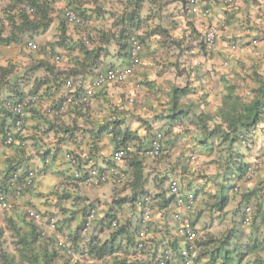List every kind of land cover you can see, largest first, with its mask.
Listing matches in <instances>:
<instances>
[{
    "label": "trees",
    "instance_id": "1",
    "mask_svg": "<svg viewBox=\"0 0 264 264\" xmlns=\"http://www.w3.org/2000/svg\"><path fill=\"white\" fill-rule=\"evenodd\" d=\"M51 1L28 0V3L35 7V13L32 16L27 15L24 9L17 13H14L12 8L5 11L1 23L6 21L10 26V33L6 37L0 36V45H8L11 42L18 43L24 36L27 39H33L37 35L43 34L54 20L51 14L53 9ZM66 1H68L66 4L68 6H73L75 2V0ZM147 1L150 6L156 5L157 2V0ZM144 2V0H125L123 8L112 21L111 27L107 31H99L94 34L87 32L86 27L67 26L62 18H59L56 36L53 37L52 42L43 48L33 49L39 53L33 54V51L22 50L17 52L18 55H15L14 58H8L4 63H0V143L11 132L12 127V116L4 106V102L8 98L34 93L38 94L40 103L55 105L67 98H76L90 79L101 70L102 64H105V58L110 60L114 55L127 59L128 35L141 29L149 17V13L143 12ZM185 2L186 0H183L184 5ZM88 4V1L84 0L80 3L81 7L74 6L86 20L91 19L92 16L91 9L87 7ZM159 28L160 25L157 24L151 32ZM139 36L145 46V38L142 34ZM82 37H86L87 42H84ZM175 44L178 46L180 43L175 42ZM48 52L49 54H47ZM59 62H62L64 66L59 65ZM259 72L253 71L252 78L249 80L247 75L236 73V69H233L235 79L233 81L225 80V93L219 98V104L211 113L203 108V105H207L206 103L202 105L200 103L203 100L204 102L205 100L209 101L210 91L213 90L214 84H210L207 92L203 94L199 93V88L195 89L188 83L184 86L175 84L168 92V99L162 103L166 106L165 114L157 115L159 117L151 119L150 122L146 120L147 127L144 129V134H139L128 126L121 129L123 117L118 116L115 107L106 114L103 111L104 104H100L101 107L103 106L102 114H89V106L99 93L94 94V99H90L85 105H70L66 113L54 119L42 113L41 108H38L41 113L40 117L54 122L60 120L64 115L72 113H76V117L82 118L80 125L74 122L71 127L64 126L56 129L53 135L56 139L54 146L44 149L38 156L42 159L41 161H44L48 156L55 158L61 150V147L57 146L61 143L64 135L66 139H73L79 144L85 145L86 148L83 150L78 144L66 152L84 164L86 158L95 159L99 156L102 139L106 135L109 136L113 141V149H124V161L129 160L132 167L129 196L113 200L110 204L118 205L120 202H128L133 207L135 206L134 199L138 195L150 193L144 188V180L137 184V176H139L144 159H149L143 154L144 148L148 146L145 143L149 144L150 138L156 131H162L167 142L164 145L165 150L167 147L171 148L169 145L180 144L181 146V159L179 162H175V165L179 164L180 173H185L191 168L192 172L189 171V174L192 178L186 179L185 185L186 190H190V192L184 191V193L191 194L194 201L200 204V208H197L196 204L192 207V211H194L192 212L194 214L193 223L195 224L203 214L210 218L214 215L220 217L228 203L239 194V190L235 191L234 189L237 188L236 182L243 181L242 177L250 163L247 162L249 158L246 157V153L250 154L259 148L257 144L264 140V71ZM247 81L253 82V84L249 85L246 83ZM68 82L71 83L69 87ZM137 83L140 86L142 83L152 87L150 86L152 81L147 79ZM109 86L111 85L103 87L100 91L106 88L107 92ZM243 87H247L245 90L251 91V95L246 101L242 100V93L245 90L240 93ZM191 93L201 95L197 97V101L190 100L183 103L182 99ZM131 95L129 93L125 96L127 102ZM111 99H106L105 103ZM190 109L192 113H190ZM82 110L84 111L82 112ZM90 116L92 117L90 118ZM156 121L162 128L152 131L154 127L152 124H156ZM57 134L58 136H56ZM147 139L149 140L147 141ZM56 144L57 146H55ZM242 148L245 151H242ZM17 149L26 150L20 147ZM140 152L141 159L137 160L136 156ZM195 158L197 164L202 158L200 163L206 164L205 170L208 171L194 172L192 170L194 167L190 166V163ZM184 159L185 164L180 161H184ZM76 166L80 167V165ZM44 167L42 163L39 172H42ZM19 168L20 165L11 163L3 171V178L7 177L8 179L10 172ZM260 170L254 174L251 181L255 180V177L258 180ZM169 173L171 177L168 176ZM176 174L177 168L173 166L169 171L167 167L164 173L154 176L152 180L154 188L150 194L153 201V213L156 211L160 215V219L153 223L152 213L151 226L143 240L138 237L136 224L123 223L121 217H118L117 227H111L110 221L115 218V215L112 212H105L102 219L107 220L103 227V231H108L106 238L101 240L91 234L86 241L82 242L80 234L84 226L80 223L73 233L67 235L66 243L75 254L74 257L68 256L57 247L56 242L48 247L41 241L40 233L36 230L33 221L27 217V212L19 211L17 219L11 218L18 211L17 208H13L12 211L7 209L1 213L0 220L4 226L0 227V238L6 230L11 232V236L14 238L12 244L15 245L18 259L22 261V264H160V259H163V264H170L174 258L182 264L184 239L173 231L175 228L179 231V226L170 218V215L174 213L173 207L177 209L179 207L176 206L174 196L170 195L167 190V181L170 178H176L174 177ZM7 179L2 183V178L0 179V192L3 194H7L9 190ZM180 180L178 179L182 186L183 177ZM244 182L247 183V181ZM260 182H262L261 179H259ZM259 183L246 189L241 193L240 198V202L243 204L255 202L256 213L250 215V225L259 230L255 231L257 234L259 233V236H250L248 243L241 247V244L236 242L237 236L233 233L237 230L235 221L231 224L229 231L219 235L208 231L210 222L203 225L204 230L195 224L197 234L194 240L196 256L193 259L194 264H264V228L260 227L259 223L264 217V202L261 200L264 194V185ZM210 184L213 190L205 189ZM28 190L14 199L20 198ZM89 206L82 205V208L85 210L86 207L90 208ZM10 213L12 214L10 215ZM244 217L245 214L241 212L240 221L242 224ZM54 218L56 223H59V219L55 216ZM205 221L208 220L205 219ZM256 233L254 234L256 235ZM233 239H235L234 242H232ZM139 242L143 244L140 249L137 248ZM167 250L168 255H166ZM14 256L9 255L3 249L0 251V258L5 264H12ZM142 256L143 260L138 259Z\"/></svg>",
    "mask_w": 264,
    "mask_h": 264
},
{
    "label": "crops",
    "instance_id": "2",
    "mask_svg": "<svg viewBox=\"0 0 264 264\" xmlns=\"http://www.w3.org/2000/svg\"><path fill=\"white\" fill-rule=\"evenodd\" d=\"M0 1L6 2L7 0ZM77 1L81 3L84 0ZM77 1L75 0L73 5L77 6ZM120 1H123V3L125 2V0ZM144 1L143 12H146V14L149 13V17L148 20L143 23V27L138 31H143V35L151 36H147L146 38L149 45H147V48L143 46V48H145L142 52L141 65L139 66L138 72L129 78L127 92L132 94L131 97H134L135 102V94L141 90L136 89L134 83L144 79L152 81V84L150 85L152 87L147 85V88H145L146 92L143 90V95L145 96L143 101H153L151 109L156 115L160 112L161 108L158 103L161 105L164 100L168 99L169 90L175 84L178 86H184L188 83V76L191 75L190 68L189 70L187 68L184 69L183 73L185 74H181L185 77L186 82L183 85L177 84L179 77L174 69L179 66V64H177L179 56H184V58L187 59V56L190 54L199 55L200 60L191 66V68H195L192 73L195 72L193 73V76H195V80H197L199 93L203 94L204 92H207L210 84H214L213 90L210 91L209 99H213L214 101H211V104L215 103L216 106L219 104V98L225 93V80L231 79L233 81L235 79L233 76V69H236V73L238 72L239 74L247 75L249 80L252 78L253 71H264L261 63V58L264 55V0H235L234 4L231 6L214 4L211 6L210 14L207 17L190 13L186 9L183 0H157L156 5L154 6L148 5L147 0ZM88 2L89 4L87 7L92 11L94 10V12L90 10L92 16L91 21L88 20L87 29H89L90 26L93 27V34L99 31H107L108 28L111 27L114 18L124 6L123 4L121 9L115 15L113 12L117 10L116 8H120L117 7L116 0H107L105 3L104 1L93 0H88ZM63 3L66 5L68 1H61L59 7H62ZM92 3H95V5H92ZM221 23L224 24L223 27L221 26ZM157 24L160 25V28L151 32ZM209 27H215L217 32L215 50L211 55H207L202 46V38ZM163 29H166V31L162 32ZM245 29L248 30V33H245ZM180 34H183L184 38H181L182 36H180ZM253 39H256V45L251 43V40ZM175 42H179L180 44L177 46ZM181 42H183V44H181ZM229 44L235 47V61H229L231 62V66L225 67L224 65H226V61L231 57L228 48ZM184 46L185 50L183 49L182 51ZM104 62L105 64H102L101 70L110 65H124L126 60L125 58L113 55L110 60L105 58ZM201 86L205 89H201ZM96 93L99 94L96 95L91 104L93 112L95 111L94 108L100 107V104L102 102L104 103L106 99H116L115 96L117 94L116 92L107 93L105 90L97 91ZM110 101H112V99ZM163 107L166 108V106ZM83 111L84 110H82V112ZM75 114L76 113L66 114L60 120L54 122L40 117L41 113L38 108L28 111L21 136L27 141L29 148L26 150H20L17 149L16 146L6 147L3 146V144H0V179L2 178L1 183L7 179V177L3 178L2 173L11 163L20 165V168L16 170L33 169L36 171L33 186L20 198H13L10 200L11 207L9 210L11 209L12 211L13 208H17L18 210L11 216V218L17 219L19 217L18 214H20L19 211L24 213L23 207L26 205L32 208L34 207L35 210L42 214L59 213L58 217L61 219L60 235L67 240V235L73 233L76 226L80 223L82 224L84 221L85 211L88 207L83 210L82 205H90L89 207L95 206L97 208V216L91 222V228L89 230L90 234L103 240L106 238V231H103V227L107 223V220L102 219L103 216L99 214L101 209L105 212H112V214L120 209L122 212L121 222L123 223L132 222V224H136L138 219L134 212L135 206L132 207L130 203L120 202L118 205L110 204L113 200L129 196L131 192L129 182L132 177V167L130 166L129 160L123 161L120 165V167L126 172L125 180H111V182L109 181L98 188L82 187L71 182V175L74 167L71 166L68 161L62 160L58 157V154L55 158L48 156L42 161L45 167L40 176L39 170H41V168L37 166L33 168L29 165L25 168L23 167L27 161H32L35 165L41 163L38 155L44 149L54 146L56 139L53 135L56 129L64 126L71 127L74 122L79 125L82 123V118L76 117ZM150 118L151 116L147 117L146 120H151L152 118ZM138 124H140V122L137 121V125ZM137 125L135 126L137 130H132L141 134L144 128L142 124L139 126ZM48 126L51 128L50 131L44 134L42 131L46 130ZM121 129H123V127H121ZM56 136H58V134ZM75 137L77 138V136ZM148 140L149 139H147V141ZM165 143L166 141L164 142V145H166ZM62 144L63 146H61ZM78 144V141L66 139L63 135L61 143L58 144V146L57 144L55 146L61 147L60 151H64L65 157L66 152L75 146H78ZM79 145L82 147L81 150L86 148L84 144L80 143ZM145 145L147 146L148 143L146 142ZM110 158L111 155L109 157L102 156L99 159L93 160L97 165L105 166L109 163ZM136 159H141V152L138 153ZM144 160L139 176H137V184L142 183L144 180V188H146L148 192H151L154 188L152 184L154 176L164 173V170L168 165L165 161L155 160L151 162L150 159ZM247 162H250V160L247 159ZM262 176L263 175L260 176L261 180ZM49 186H52L56 191L55 203L50 201V193L48 190L44 189ZM60 198H65L66 200H60ZM67 198L70 200H82L78 212L73 216H69V213H67L65 209L60 210L65 205H63L64 203H58L64 201L68 205L67 202L69 200ZM51 204L54 205V208L47 207ZM54 210H56V212H52ZM177 210L178 209L175 207L172 209V211ZM11 214L12 213H10V215ZM159 219L160 215L154 211L152 221L156 222ZM37 226L36 230L38 232L40 229H47L45 224H38ZM48 235H52L55 240L58 233L51 232L48 233ZM80 236L82 242L87 240V238L84 237L83 232H81ZM40 239L42 242L46 243L48 247L50 244L54 243L51 238L47 240L40 237ZM179 245L181 246V243ZM138 259L143 260L144 257H138Z\"/></svg>",
    "mask_w": 264,
    "mask_h": 264
},
{
    "label": "built area",
    "instance_id": "3",
    "mask_svg": "<svg viewBox=\"0 0 264 264\" xmlns=\"http://www.w3.org/2000/svg\"><path fill=\"white\" fill-rule=\"evenodd\" d=\"M234 3V0H187L186 9L192 14H199L202 17H207L210 14L212 5L230 6ZM25 12L32 16L35 13V7L28 2L22 4ZM61 18L67 26L70 27H87L88 21L80 14V12L71 7L67 6L63 8ZM221 26H224L221 23ZM245 33L248 30L245 29ZM84 42H87L86 37H82ZM217 41V32L215 27H209L203 36V49L205 53L211 54L215 50ZM253 45L257 44L256 39L251 40ZM235 49L234 46H232ZM22 49L33 50L40 49V46L31 39L24 40ZM143 44L138 33H131L127 37V61L124 65H112L108 66L103 70H100L95 74L93 79L87 83L80 94L74 98L70 97L55 105H41L38 94L25 93L19 97H10L4 102L5 108L9 111L12 116V132L6 136L3 143L7 146L18 145L23 147L25 142L19 140L16 135L20 134L26 122L28 111L34 108H41L42 113L49 117L58 118L67 112L70 105L82 106L87 104L95 91L102 89L106 85L110 84H122L130 78L135 71L139 68L142 61ZM49 54V52L47 53ZM262 66L264 67V55L261 58ZM68 87L70 82L67 83ZM135 87L139 88L140 85L135 83ZM251 95L250 90H245L242 93V100L246 101ZM134 97L128 98V103L132 104ZM164 135L162 131H156L150 138V142L143 150V154L149 159H159L165 153L164 148ZM125 151L122 148L113 150L110 161L105 166L97 165L93 159L86 158L85 163H80L79 159L74 158L69 153L65 154V159L74 165V169L71 175V182L76 183L82 187L98 188L111 180L122 181L125 179L126 172L120 167L121 163L125 160ZM79 162V163H78ZM76 165H80L77 167ZM262 166V160L253 159L247 166L246 171L242 177L243 181H250L254 174L260 170ZM35 179V172L32 169L26 171L16 170L13 171L7 179L8 191L7 194L0 192V212H3L10 208V199L21 195L26 190L33 186ZM235 191L239 190L236 185ZM167 190L170 195L175 198L176 206L179 207L178 211L171 215V221L177 223L179 226V235L184 239L185 248L182 250L183 261L182 264H194L193 258L195 257L194 251V240L196 238V228L193 223L192 207L195 204L191 194L184 193L181 189L180 183L177 178H170L167 181ZM71 205L80 206L78 200H71ZM135 206L139 208V218L136 222L138 237L143 240L149 231L151 226V218L153 212V201L150 194L142 195L135 200ZM253 207L251 205H245L241 212L245 214L243 218V224H250V215ZM28 217L32 218L37 222L44 221L49 229L55 230L57 227L56 219L51 215L42 216L31 208H26ZM115 218L110 221L111 227H117L118 217H121V210H116L114 213ZM97 216V209L95 207L87 208L85 211L84 218V229H88L91 222ZM260 227L264 228V217L259 221ZM57 247L62 249L66 255L74 256L73 251L68 247L67 243L63 239H58ZM143 246L141 242L138 243L137 248L140 249ZM168 250L166 255H168ZM165 255V256H166ZM101 264V263H99ZM160 264H163V259H160Z\"/></svg>",
    "mask_w": 264,
    "mask_h": 264
},
{
    "label": "rangeland",
    "instance_id": "4",
    "mask_svg": "<svg viewBox=\"0 0 264 264\" xmlns=\"http://www.w3.org/2000/svg\"><path fill=\"white\" fill-rule=\"evenodd\" d=\"M61 1L64 2L66 0H52L51 1L52 7L54 9V10L52 9V12H51V14H52V16L54 18L53 22L50 24L48 29L43 34H39L36 37H34L33 39H31L34 42H36L41 48H43L46 44L51 43L52 40H53V37L56 36V32H57L56 31V27H57L59 18H61L60 17L61 16L60 12L62 11L63 8L68 6V5H65V3H63L62 7H59V4L61 3ZM80 1H82V0H80ZM93 1H104V3H105V1H107V0H93ZM116 1H117V7H120V8H116L117 10H115L113 12V14H115V15L118 13V11L121 9V7L124 4L123 1H120V0H116ZM24 2H28V0H7L6 2L0 1V27H1L0 28V36L6 37L10 33V26L6 23V21L1 23L2 16H3V14H5L4 12L8 11L9 9L12 8L14 13H17L19 10L23 9L22 4ZM92 5H95V3H92ZM74 6L75 5H73L72 7H74ZM77 6H80V3L78 1H77ZM58 14H59V16H58ZM89 21H91V19H89ZM86 30H87V32H89V31L92 32L93 27L90 26L89 29H86ZM135 32H140L142 34V36L145 38V47L147 48L148 47L147 45H149V43L147 42L146 38H147L148 35L144 36L143 35V33H144L143 31H138L137 30ZM180 36H182L181 38H184L183 34H180ZM148 37H150V36H148ZM26 39H27V37L24 36V37L21 38V40L18 43L17 42H15V43L11 42L8 45H0V63H4L6 61V59L14 58L15 55H18V53H17L18 49L22 46L24 40H26ZM183 41H184V39H183ZM181 44H183V42H181ZM232 46L230 44L228 46V48L230 50V53H231V57L229 58V60L226 61V65H224L225 67H230L231 66V62H229V61H232V62L235 61L234 58H235L236 54H235V49H233ZM183 49L185 50V46L182 48V51H183ZM186 49H188V48H186ZM29 51H33L34 52L33 54L39 53L36 50H29ZM29 51L27 50L26 52H29ZM199 60H200V58H199L198 54H190V55L187 56V59H185L184 56H179L178 57L177 64H179V66H177L176 69H174L175 72H177L176 73L177 76L179 77L177 84L183 85L186 82L185 77L183 75H181V74H185V73H183L184 69L187 68L189 70V68H190L191 75L188 76V84L189 85L191 84V86L194 87L195 89L199 88V86L197 84V80H195V76H193V73H195V72L192 73V71L195 68H191V66H193L194 63L198 62ZM58 64L61 65V66H64V64L62 62H59ZM137 72H138V70L135 71L134 74H136ZM140 81H142V80H140ZM246 83L249 84V85L253 84V82H250V81H247ZM140 84H141V86L139 88L135 87L136 89L141 90V91L137 92L135 94L136 95V100L133 103V105L128 103L125 100V96L129 94L127 92V88H128L129 84H128V81H126L125 83L120 84V85L119 84H116V85L114 84V85H111V86L107 87V92L109 91V92H116L117 93L116 96H115L116 99L112 98L111 102L110 101H108L106 103L102 102L101 104H104L105 109H103V106L102 107L101 106L100 107H95L96 109L94 108V110H95L94 112H93V107L89 106V114H91V113H92L91 115H96V114H100V113L102 114V112H101L102 109L107 114V112L109 110L114 109V107H115L116 108V112H118V116L123 117V119H122L123 120L122 127L128 126V128L137 130L135 126L137 125V121H138V122H140V124H142L143 128L145 129V127H147L146 126V122H145L147 117L151 116L152 119H157L156 117H159L157 115H164V112L166 111V108L163 107L164 104L160 105V103H158V105L161 106V108H160V112L156 115L153 112V110L151 109V107L153 106V101L152 100H150V102H148L147 100L143 101V99L145 98V96L143 94H144V92H146L145 88H147V86L145 87V84H142V83H140ZM202 88L203 87L201 86V89ZM245 89H247V87H243L241 89L240 93L242 92V90H245ZM105 90H106V88H105ZM143 90H144V92H143ZM199 95H201V94H199V93L198 94L191 93L186 98H183L182 101H183V103H187L190 100H193V101L196 100L197 101V97H199ZM91 99H94V97L92 96ZM211 101H214V100L213 99H211V100L209 99V101L205 100V102L203 100L200 103V105L206 103L207 105H203V108L205 110H207V112H210V113L214 110V107L216 106L215 103L211 104ZM40 104L43 105V106L47 105L44 102L40 103ZM91 104H92V102H91ZM195 111L197 112L196 109H195ZM190 113H192L191 109H190ZM91 117L92 116H90V118ZM148 122H150V120H148ZM140 124H138L137 126H139ZM152 125L154 126L152 128V131H155L156 129L161 127L160 123H156V124L153 123ZM42 129H45V128H42ZM50 129L51 128L48 126V130H43V131H44V133H46L45 131L49 132ZM144 129L142 130L143 132H144ZM143 132L141 134H144ZM43 136H45V135H43ZM165 141H166V139H165ZM0 144H2V142ZM257 145L259 146V148L255 149L250 154L246 153V157H248L250 160H252V159H260V160H262L261 170H260L259 175H258L259 176L258 179H260V175H263L262 176V182L259 183V180H257L256 177L254 178L255 180H253V181L250 180L247 183L244 182V181L236 182V184L239 187V194H237V196H236V198L234 200H232V201H230L228 203V205L226 206V208L224 210V213H223L224 215L220 214V217H217L216 215H214L212 218H210V217H205V215L203 214V216H201V218L199 220H196V222H195V224L202 230H204L203 225L205 223H207V222H210L208 231L214 233L215 235H219L222 232L229 231L228 229L231 227V224L233 223V221H235L237 230H235L233 233L235 234V236H237L236 242L240 243L241 247L244 246L246 243H248V240H249L250 236L251 237L259 236V233L257 234L255 232L257 229L253 228V225H250V224H247V225L244 224L243 225L242 222L240 221L241 210H242V208L245 205H251L253 207V210H252L253 213L254 212L256 213V208H257V206L255 205L254 201L249 202L248 204H243L242 202H240L241 193L246 191V189L254 187V185L256 183L264 185V140H262V142L260 141V143H258ZM169 146L171 148L168 149V147H167L166 148V153L161 158L155 159V160L165 161V163L168 165V171H169V169L171 167L175 166L177 168V174L174 177H176L179 180L181 179V177H183V180L181 182L182 183L181 187H182V189L185 192H187V191L190 192V190H186L185 185H186V179L191 177V174H189V171L192 172L191 168H189V170L185 171V173H180L179 164L175 165V162L176 161L179 162V159H181V156H180L181 146H180V144H175V145L173 144V146L172 145H169ZM28 148H29V146L27 145L25 149H28ZM100 148L101 149H100L99 156H97L95 159H99L102 156L109 157L111 155L112 151H113V148H114L112 139L109 136L106 135L102 139ZM242 151H245L244 148H242ZM58 157H60L62 160H65L64 151L58 152ZM40 160H42V159H40ZM155 160H151V162H153ZM201 160H202V158H201ZM201 160H200V162H201ZM180 161H181V163L185 164V159H184V161L183 160H180ZM200 162H199V164H197L196 158L194 160H191L190 166L194 167L192 170L194 172H198V173L208 171V170H205L206 164H202ZM27 165H29L30 167H33V168H35L36 166L41 168L42 161L38 165H35L34 163H32V161H27L23 165V167L25 168ZM40 174H41V171L39 172V176H40ZM168 176L171 177V174L169 173ZM89 188H91V187H89ZM44 189L48 190V192L50 193V201L52 203H55V201H56V191H55V189L52 186L45 187ZM205 189L213 190L211 184L207 185L205 187ZM150 193H152V191ZM142 195H146V194L142 193V194L138 195L134 199V205H135V200L138 197L142 196ZM67 199L69 200L67 202L68 205L64 201H61L60 203H58V204L64 203L63 205H65L60 210L65 209V211L67 213H69V216H73V215H75L78 212L79 207H74L73 205H71L70 199L69 198H67ZM197 199L199 200L198 197H197ZM60 200H66V199L65 198L61 199L60 198ZM261 200L264 202V194H263ZM81 203H82V200H81ZM195 204H196L197 208H200V204L199 203H196V201H195ZM24 207H30V206L26 205ZM24 207H23V212L25 211ZM47 207L54 208V205L51 204V205H49ZM30 208H32V207H30ZM33 209H34V207H33ZM52 212H56V210H54ZM134 212H135L136 217H139L140 211H139V208L137 206L134 207ZM39 213H41V212H39ZM99 214H101V216H104L105 211L103 209H101L99 211ZM52 215H54L56 218L59 219V223L58 224L60 225L61 224V219L58 217L59 213H54ZM192 217H194V214L192 215ZM0 218H1V216H0ZM205 219H207L208 221H205ZM3 226H4V224L1 221L0 222V227H3ZM78 226H79V224H78ZM89 229L82 231L83 234H84V237H86V238H89L90 235H91ZM173 231H175V233L178 234V235L180 234L179 231H177L176 228ZM257 231H259V230H257ZM107 233H108V231L106 232V235H107ZM254 233H256V235ZM63 236H64V233H63ZM13 240H14V238L11 236V232L6 230L2 234V236L0 238V251L3 249L9 255H12V256L15 255L14 258L12 259V264H22V261H20V259H18V253H17V251L15 249V245L12 244ZM234 241H235V239H233L232 242H234ZM141 253L144 254V252H141ZM174 259L171 260L170 264H181V262H179L178 260H174ZM0 264H5L4 261H2L1 258H0Z\"/></svg>",
    "mask_w": 264,
    "mask_h": 264
},
{
    "label": "clouds",
    "instance_id": "5",
    "mask_svg": "<svg viewBox=\"0 0 264 264\" xmlns=\"http://www.w3.org/2000/svg\"><path fill=\"white\" fill-rule=\"evenodd\" d=\"M187 1V0H186ZM234 2H235V0H234ZM234 4V3H233ZM232 4V5H233ZM231 6V5H230ZM67 7V6H66ZM72 7V6H71ZM185 7H186V2H185ZM74 8V7H73ZM76 9V8H75ZM63 10V9H62ZM61 13H62V11H61ZM88 21V20H87ZM223 27V26H222ZM87 28V27H86ZM132 33H138V32H132ZM131 34V33H130ZM139 34V33H138ZM202 46H203V38H202ZM23 49H22V46L18 49V52L20 51H22ZM24 50H26V49H24ZM205 52V51H204ZM207 54V53H206ZM126 61H127V59H125ZM110 66H112V65H110ZM139 69V68H138ZM137 69V70H138ZM134 75V74H133ZM93 78H91L90 79V81L92 80ZM128 80H129V78H128ZM127 80V81H128ZM89 81V82H90ZM71 82V81H70ZM88 82V83H89ZM137 83V82H136ZM123 84V83H122ZM110 85H114V84H110ZM116 85V84H115ZM107 86V85H106ZM134 86H135V84H134ZM101 90V89H100ZM100 90H97V91H100ZM97 91H95V93L97 92ZM94 93V94H95ZM93 94V95H94ZM23 129H24V127H23ZM11 132H12V127H11ZM10 132V133H11ZM23 132V130L21 131V133ZM9 133V134H10ZM21 133L20 134H18V135H16V137L19 139V140H23L24 142H25V145L23 146V147H20V148H24L25 149V147L27 146L26 144H27V141L25 140V139H23L22 138V136H21ZM19 136V137H18ZM6 138V137H5ZM4 138V139H5ZM4 141V140H3ZM2 144L4 145V146H6V147H11V146H16V147H19L17 144L16 145H11V146H7V145H5L3 142H2ZM114 150V149H113ZM113 152V151H112ZM112 154V153H111ZM66 160V159H65ZM252 161V160H251ZM250 161V162H251ZM26 170H28V169H26ZM26 170H20V171H26ZM33 170V169H32ZM14 171H16V170H14ZM13 172V171H12ZM11 172V173H12ZM34 172H35V175H36V171L34 170ZM10 173V174H11ZM10 174H9V176H10ZM237 185V184H236ZM238 186V185H237ZM148 194H150V193H148ZM151 195V194H150ZM12 199V198H11ZM10 199V200H11ZM73 200H78L79 201V203L81 204V201H80V199H73ZM71 201V200H70ZM74 207H77V206H74ZM26 208H30V207H26ZM26 208H25V212H26ZM96 208V207H95ZM31 209H33V208H31ZM97 209V208H96ZM33 210H35V209H33ZM36 211V210H35ZM178 211V210H177ZM37 213H39L38 211H36ZM174 212H176V211H174ZM193 212V211H192ZM1 213L2 212H0V215H1ZM153 213V212H152ZM40 215H42V216H46V215H51L52 217H54V215H52V214H42V213H39ZM173 214V213H172ZM171 214V215H172ZM171 215H170V218H171ZM191 216H192V214H191ZM27 217H28V215H27ZM28 218H30V217H28ZM85 218V217H84ZM139 218V217H138ZM193 218V217H192ZM32 221H33V223H34V225H35V227H38L37 225L38 224H45V226L47 227V229L45 230V229H40L39 230V233H40V237H42V238H44V239H47V240H49L50 238H51V240H53L54 241V243L55 242H57V240L58 239H63L65 242H67V240L65 239V238H63L61 235H60V233H61V228H60V225L58 224V223H56L57 224V227H56V229L55 230H51V229H49V227H48V225L44 222V221H42V222H37V221H35V220H33L32 218H30ZM138 220V219H137ZM137 222V221H136ZM82 225L84 226V221H83V223H82ZM91 226V225H90ZM89 228H91V227H89ZM88 228V229H89ZM60 229V230H59ZM83 230H87V229H84L83 228ZM51 232H54V233H58V235H57V237H56V239L54 240L53 239V237H52V235L51 236H49L48 235V233H51ZM74 254V253H73ZM74 256H75V254H74ZM74 256H72V257H74ZM196 257V256H195ZM194 257V258H195ZM193 258V259H194ZM193 262H194V260H193ZM101 264H104V263H101Z\"/></svg>",
    "mask_w": 264,
    "mask_h": 264
}]
</instances>
